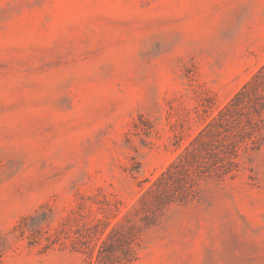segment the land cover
Listing matches in <instances>:
<instances>
[{
    "label": "rangeland",
    "instance_id": "374dc122",
    "mask_svg": "<svg viewBox=\"0 0 264 264\" xmlns=\"http://www.w3.org/2000/svg\"><path fill=\"white\" fill-rule=\"evenodd\" d=\"M262 64L264 0H0V264L81 263L14 227L39 210L53 234L79 203L132 205L203 103ZM135 264H264V143L147 229Z\"/></svg>",
    "mask_w": 264,
    "mask_h": 264
},
{
    "label": "trees",
    "instance_id": "16d2710c",
    "mask_svg": "<svg viewBox=\"0 0 264 264\" xmlns=\"http://www.w3.org/2000/svg\"><path fill=\"white\" fill-rule=\"evenodd\" d=\"M202 106L201 129L132 205L121 209V201L109 199L97 207L79 203L53 234L45 228L51 215L40 219L36 210L14 227L19 237L29 245L69 247L83 255L77 264H135L147 229L160 224L172 207L199 200L204 181L233 177L242 154L264 143V64L222 107L213 109L211 99Z\"/></svg>",
    "mask_w": 264,
    "mask_h": 264
}]
</instances>
